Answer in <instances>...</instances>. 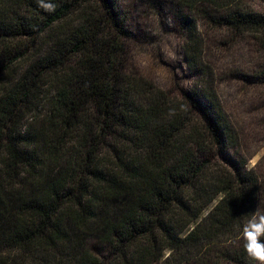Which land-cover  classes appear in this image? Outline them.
Masks as SVG:
<instances>
[{
	"label": "trees",
	"instance_id": "obj_1",
	"mask_svg": "<svg viewBox=\"0 0 264 264\" xmlns=\"http://www.w3.org/2000/svg\"><path fill=\"white\" fill-rule=\"evenodd\" d=\"M169 2L197 80L173 98L127 69L115 0H0V264H258L211 52L245 38L264 85V8Z\"/></svg>",
	"mask_w": 264,
	"mask_h": 264
},
{
	"label": "rangeland",
	"instance_id": "obj_2",
	"mask_svg": "<svg viewBox=\"0 0 264 264\" xmlns=\"http://www.w3.org/2000/svg\"><path fill=\"white\" fill-rule=\"evenodd\" d=\"M115 1L124 25L123 44L130 73L152 83L170 98L176 97L179 90L193 87L197 80L187 69L183 39L169 0ZM244 2L254 10L264 8V0ZM244 39L232 42L222 37L211 53L217 64V93L239 140L238 150L229 154L244 159L264 187V85L249 80L255 75L258 61Z\"/></svg>",
	"mask_w": 264,
	"mask_h": 264
},
{
	"label": "clouds",
	"instance_id": "obj_3",
	"mask_svg": "<svg viewBox=\"0 0 264 264\" xmlns=\"http://www.w3.org/2000/svg\"><path fill=\"white\" fill-rule=\"evenodd\" d=\"M41 6L46 11L55 10V6L51 3H41ZM261 237H264V213L253 210L250 219L243 226L241 238L245 242L244 250L247 256L258 264H264V242ZM171 254L169 251L167 256Z\"/></svg>",
	"mask_w": 264,
	"mask_h": 264
}]
</instances>
